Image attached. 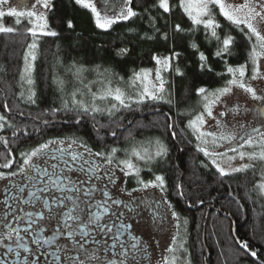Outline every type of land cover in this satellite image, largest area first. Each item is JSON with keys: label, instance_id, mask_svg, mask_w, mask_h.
Segmentation results:
<instances>
[{"label": "snow or ice", "instance_id": "snow-or-ice-1", "mask_svg": "<svg viewBox=\"0 0 264 264\" xmlns=\"http://www.w3.org/2000/svg\"><path fill=\"white\" fill-rule=\"evenodd\" d=\"M72 3L79 9L86 10L95 28L105 32L120 22H132L136 19L143 21L147 17L149 27L159 33L160 29L156 26L157 17L151 16V12L158 10L163 16L164 14L171 15L174 10L180 11L190 21L191 26L186 30L180 23H176L173 28L174 32L185 33L187 36L202 30L204 41L215 42L212 58L222 61L224 65V71L215 74L221 78L229 77L222 86L215 89L210 90L203 86L195 88L201 110L188 120L185 127L190 129L199 141L197 151L208 158L209 164L215 167L221 176L228 175L229 171L217 160V157L225 156V153L216 151L217 147L222 146L220 141L226 142L229 145L228 151L236 153L239 159L249 161L241 164L240 167L231 168V172L255 169V162L264 164V131L252 128L246 131L241 138L234 134H225L223 131L227 126L224 118L230 114L236 116L240 111L239 105L229 108L225 101V97L234 95L235 89L242 90L252 100L264 103V96L258 95L256 89L246 83L247 80H264V0H175V2L173 0H140L139 4L136 0H102V7H98L97 0H72ZM5 5H8L7 11L3 9ZM23 6L27 10L19 11L17 7L10 5V0H0V20L5 16L16 17L15 24L20 25L21 18H27L28 24L31 25L25 29L32 40L27 44L23 55L24 67L20 72L19 81L22 90L19 96L22 102L35 104L36 92L32 87L35 81L32 78V72L37 59L39 38L58 37L60 32L52 28L49 23L48 14L55 10L54 0H34L30 8H27L26 4ZM141 7L142 11L137 10ZM218 17H222L229 25L234 26L246 39L248 46L244 63L233 65L229 62L234 55L236 37L230 31H223ZM59 27L66 29L71 35L76 31L74 17L70 16L62 20ZM165 27L168 25L165 24ZM17 30L16 27L0 22V33L10 34ZM137 35L139 36V33ZM162 38L168 40V33L164 32ZM140 39L151 40L153 36L145 34L140 36ZM188 47L198 61V71L213 72L209 56L205 54V51L200 50L201 44L192 40ZM129 52L130 49L127 46L120 47L116 50L115 56L123 58L129 55ZM181 55V52L175 51L174 48L167 56L154 53L151 59L155 62V69L141 68L134 71L125 82V88L113 87L112 79L105 78L108 70L99 71L97 69V75L102 79L99 81L101 86L95 91L89 84H84L82 73L85 69L83 66L74 63L69 71H73L74 80L82 84L83 88L74 84L71 91H68L67 81L54 77L53 83L61 93L60 107H54L51 111L56 113L63 110L75 113V122L78 124L85 115L91 114L94 118L95 114L107 112L109 116H113L120 108L131 109L132 105H141L146 101H162L171 105L173 103L172 93L167 87L168 81L165 80L163 73L174 72L176 76L183 77L185 71L180 64L173 66L174 61H180ZM249 65H251L250 76L248 75ZM90 83L95 85L97 82ZM25 85L27 88L24 87ZM128 89L132 90L131 94ZM109 98L118 103H113L106 108L98 103L109 100ZM218 105L223 106V110L214 114V109ZM3 111L4 113L11 112L7 103L3 105ZM261 111L264 112V107ZM19 115L23 116L24 113L20 112ZM208 119L215 121L216 131L204 130ZM43 123L48 122L43 121ZM14 127L9 115L0 114V131ZM166 127L173 129L174 125L168 123ZM262 128H264V123H262ZM19 131L20 129L15 127L12 136L16 137ZM111 134L116 135L115 131ZM171 136L172 139L176 138L175 131L171 132ZM63 142L50 139L39 143L21 152L20 160L17 161L13 158V153L9 148V140L0 136V144L9 149L6 155L0 154L3 157L0 169L10 170L0 171V181H8L3 190L4 198L0 200V250H2L0 251V264H135L137 257L145 252V247L141 238L136 235H131L132 243L130 244L126 239L121 238L125 232L131 234L130 230L133 228L132 224L124 222L125 213L121 210L128 208V205L121 199H114L106 188L97 189L93 185H89L86 189L78 187L77 182L63 175L64 172L70 173L73 170L72 165L67 161H64L63 169H59L57 163H52L51 172L36 163L37 160L49 156L50 151L59 152L62 159L66 150L63 148L51 150L50 146ZM233 142L239 146V149L253 150L238 151L236 147H231ZM73 143L76 141L73 140L68 145L69 149ZM148 144L149 147H133L130 157L150 164L168 156L169 149L159 138L149 141ZM80 146L87 149L86 144ZM87 151L89 155L103 158L106 164H111L117 153L114 147L107 154L105 152L92 153L91 149ZM68 155L72 162L81 159L80 154L76 152H68ZM51 158L57 159L55 156ZM236 158V156H229L227 161ZM44 162L47 163V160ZM84 163L89 164L88 168L81 167L80 170L88 174L89 179L100 171L98 165L88 161ZM14 166L15 170H11ZM118 167L126 177L130 173H135L139 177L140 169L136 167L131 158L119 161ZM106 175L115 185L116 180L113 174L106 173ZM96 178L102 179L99 176ZM180 179L177 177V182L173 187L175 194L183 199L185 192L183 184L179 182ZM79 183L82 185L85 182L80 181ZM138 183L143 188L159 189L161 193L167 190V181L163 174H154V179L149 181L138 179ZM254 188L258 196L264 197V173H261L260 180ZM136 190L133 189V191ZM97 191L100 193V199L93 196V193ZM81 193H83V198H81ZM200 202L203 203V201ZM163 203L167 205L177 231L172 236L171 244L165 249V252L173 255L171 258L168 255H162L160 264H177L180 259L176 255L177 251L181 253L185 251L184 242L179 236L180 215L166 198ZM112 206H115V210ZM128 210L133 211V209ZM102 215L107 217L106 222H102ZM186 223L187 220H184V224ZM236 242L245 253L252 257L257 256L256 251L251 250L248 241L237 239ZM69 252L75 254L68 255ZM11 256L14 258L10 259Z\"/></svg>", "mask_w": 264, "mask_h": 264}, {"label": "trees", "instance_id": "trees-1", "mask_svg": "<svg viewBox=\"0 0 264 264\" xmlns=\"http://www.w3.org/2000/svg\"><path fill=\"white\" fill-rule=\"evenodd\" d=\"M139 2L140 0H136L137 4ZM54 3L55 10L48 14L49 23L60 32V36L39 38L37 59L32 72L35 81L32 86L36 92L35 104L24 103L19 96L22 90L19 81L20 72L24 67L23 55L27 44L32 40L25 29L31 25L26 19H22L21 24L16 25L15 19L8 16L0 20L5 25L18 29L10 34L0 33V113L11 114L9 116L18 128L22 127L24 121H28L26 118L28 116H36L32 121L38 122L50 116L57 121L76 120L75 113L51 111L54 107H60L61 93L53 83L54 77L67 81L68 91H71L74 84L83 88L82 84L74 80L73 71H69L72 64L83 66L84 84H89L93 91L101 86L99 81L102 78L97 75V69L108 70L105 78L112 79L113 87L125 88V82L134 71L155 68V62L151 59L154 53L167 56L173 48L181 52L180 61H174L173 66L179 63L185 75L178 77L174 72L169 73L167 87L172 93L171 105L167 103L132 105L131 109L121 108L122 111L115 112L113 116L104 112L95 114L94 118L91 114L85 115L82 119L97 124L107 123L113 128H116L114 124L125 125L128 137L134 134L135 129L140 130L141 135L137 140L143 141L142 143L153 140L156 135L169 144L170 154L166 160L158 164L157 169L165 174L168 186L173 192L177 177L181 178L179 182L183 184L184 199L189 204L188 207L177 204L178 211L187 220L186 224H182L185 236L183 239L180 238L184 242L185 251L183 253L177 251V256L180 257L179 264H190L189 260L192 264H258L243 253L237 245V239L248 241L251 250L257 253L256 260L264 264L261 260L264 258V198L258 196L254 188L261 177L259 167L221 176L201 153V156L199 155L195 139L185 132L188 120L199 112V97L195 94V88L203 86L210 90L215 89L229 78L227 76L221 78L215 74L224 71L223 62L212 58L215 42L204 41L202 30L187 36L185 33H175L173 28L176 23H180L186 30L191 26L190 21L178 10H174L171 15L163 16L158 10L151 12V16L157 17L156 26L160 29L159 33L149 27L147 17L143 21L136 19L132 22H120L105 32L96 29L91 23L90 14L75 6L72 0H54ZM137 10L142 11V7ZM70 16L74 17L76 24V31L71 35L66 29L59 27L61 21ZM218 19L223 31H230L236 37L234 55L229 62L233 65L244 63L248 46L246 39L222 17ZM165 24L168 27H165ZM164 32L168 33V40L162 38ZM145 34L153 36V39H140V36ZM192 40L201 44L200 50L209 56L213 72L198 71V61L188 47ZM124 46L130 49L129 55L123 58L116 57V50ZM93 81L97 83L91 84ZM26 86L24 87L27 88ZM128 91L131 94L132 90ZM5 103L9 105L10 113H4ZM98 103L101 106V103ZM159 108L164 109L165 113L154 114L149 118L148 114L139 115L141 112ZM20 112L24 115H19ZM126 114L127 116H123ZM169 117L174 125L172 131L176 134L174 140L171 136L172 131L166 127L170 123ZM130 122L131 125L127 127ZM84 129L86 128L82 126L68 129L60 125L56 128L55 134L77 131L80 136L89 138L90 133ZM0 135H6V129L1 131ZM198 204L202 206L201 216L198 215Z\"/></svg>", "mask_w": 264, "mask_h": 264}, {"label": "flooded vegetation", "instance_id": "flooded-vegetation-1", "mask_svg": "<svg viewBox=\"0 0 264 264\" xmlns=\"http://www.w3.org/2000/svg\"><path fill=\"white\" fill-rule=\"evenodd\" d=\"M160 111L157 114L165 113L164 109H153L148 112H141L139 115L149 114L150 112ZM11 115V114H7ZM39 116V115H38ZM151 115L147 116L148 118ZM33 117L36 116H28L26 117L28 121H24L22 127H20V131L16 133V137L12 136V132L15 131L14 128L6 129V135L4 136L9 140V148L13 153V158L17 161L20 160L19 154L21 152L27 151L30 148L38 145L39 143L46 142L50 139H57L64 141L58 145L50 146L51 150L56 148H63L66 151L63 154L62 159L61 154L56 151H50L49 156L45 157L42 160H37L36 163L40 165V167H46L48 171H52L50 165L52 163H57L59 169H63L65 167L64 161H67L69 164L72 165V171L64 172L63 175L69 176L73 182H77L78 187L88 188L89 185L95 186L97 189H104L106 188L110 195L114 199H121L124 201L125 204L128 205V208H122L121 210L124 211L125 217L124 222L130 223L133 225V228L129 232H125L122 239H126L128 243H132L131 235H136L141 238L142 244L145 247V252L137 257L135 264H156V256L157 250L161 247L160 243V235L166 228H170L171 226L175 227V221L172 220L170 212L167 209V205L163 203V200L166 198L172 205L173 208L179 213L180 215V229H179V236L181 239L185 236L182 228V224H184V220H186L183 215L178 211L177 204L181 207L186 206L188 207V202L186 199L179 198L175 192L171 191L168 183H167V190L165 193H161L159 189H154L151 187L143 188L139 183L138 179H143L144 181H149L154 179V174H165L160 172L157 169V166L162 160H166L170 154L168 152V156L159 160L158 162H152L150 164H146L144 161H138L135 157H130V150L133 145L134 147L140 148L141 144L142 147H149L148 142L142 143L143 141L137 140L138 136L141 135V131L135 129L133 132L134 134L131 137H128L126 133L127 130L124 131H117V129L125 127V125H118L114 124L116 128H113L112 125L107 123L97 124L89 120L81 119L80 123H76L75 120L72 121H65V120H54L53 117L46 118L38 122V120L32 121ZM43 121H47L48 123L45 124ZM13 122V121H12ZM112 124V123H111ZM60 125H64L65 127L72 128V127H85L84 131H88L90 133V137L87 138L85 136H80L75 131L66 132L55 134L56 128ZM16 126V125H15ZM33 126H36L33 128ZM17 127V126H16ZM39 129V131H37ZM264 131V128H260ZM74 130V129H73ZM115 131L116 135L113 136L111 133ZM1 132V131H0ZM126 134L122 136L120 134ZM155 135V134H154ZM153 135V136H154ZM159 138L162 140L166 146L168 147L169 144L165 142L160 137H155L153 140ZM75 140L76 143H73L71 148H68V145ZM197 142V140L195 139ZM81 144H86L87 149H91L92 153L95 152H105L106 154L114 147L117 149V153L115 154V159L111 164H106L103 158L96 157L94 155H89L86 148L81 147ZM146 145V146H144ZM140 146V147H139ZM180 149H182L179 146ZM169 149V148H168ZM9 149H6L3 144H0V154L6 155ZM197 150V148H196ZM68 152H76L80 154L81 159L77 162H72ZM55 156L57 159H52L51 157ZM131 158L132 162L140 169L139 177L135 173H130L129 176H124L123 172L120 171V167H118V162L124 159ZM47 160V163L44 161ZM84 161H88L89 163H94L99 166L100 171L95 173L91 179H89V175L86 174L84 171H81V167L87 169L89 164L84 163ZM3 162V157L0 156V163ZM58 169V170H59ZM151 169V171H149ZM15 170V166L13 169ZM0 171H10L8 169H0ZM106 173L113 174V177L116 180V184L113 185ZM102 177V179H97L96 177ZM166 177V176H165ZM19 179V178H16ZM80 181H84L82 185L79 183ZM8 183V181H0V200L4 198L3 190L4 186ZM123 189V191L121 190ZM133 189H137L133 191ZM131 193V195H128ZM81 198H83V193L80 194ZM93 196L97 199H100L99 191L94 192ZM181 202V204L179 203ZM111 202L109 201V204ZM113 210H115V206H112ZM197 208L199 209L198 215L201 216V204H198ZM128 209H133V211H129ZM190 209V208H189ZM26 210H29L26 208ZM94 211H98L97 209H93ZM200 218V217H199ZM107 217L102 215V222H106ZM177 231V230H176ZM60 243H64V241H60ZM161 246V247H160ZM168 247V245L164 246ZM2 251V250H0ZM68 255H74V252L67 253ZM103 255V253H101ZM158 257L162 255H166L165 250L163 249L159 251ZM14 258L11 256L10 259ZM109 258H111L109 254ZM256 258V256H255ZM264 261V258L261 259ZM189 263L192 264L191 260ZM260 264L258 261L256 262ZM159 264V263H158Z\"/></svg>", "mask_w": 264, "mask_h": 264}, {"label": "rangeland", "instance_id": "rangeland-1", "mask_svg": "<svg viewBox=\"0 0 264 264\" xmlns=\"http://www.w3.org/2000/svg\"><path fill=\"white\" fill-rule=\"evenodd\" d=\"M32 2H34V0H23V2H22V0H10V5L12 7H17V9L19 11H25L27 9L23 6V4H26L27 8H30ZM97 4H98V7H102L103 6L102 0H97ZM7 8H8V5L3 6V9L5 11H7ZM13 19H16V17H13ZM22 19L27 20V18H21V20ZM155 67H156V65H155ZM153 75H154V73H153ZM248 75L249 76L251 75V65H249ZM163 76H164L165 80L168 81L169 73L164 72ZM246 83L251 84L256 89L258 95L264 96V80H259V79L258 80H247ZM225 101H226L229 108H231L235 105L240 106V111H239L238 115L232 116L230 114L224 118V120L226 121V124H227V126L223 129L225 134H234L238 138H241V137H243V135L246 131H250L252 128L260 129L262 127V123H264V112L261 111V108L264 107V103H262L260 101L252 100L250 98V96L243 93L242 90H239V89L234 90V95L225 97ZM198 102H199V98H198ZM100 103H101V107H105V104H106V107L108 105L110 107L111 104L118 103V102L111 100V98H109V100H106V101H103ZM146 103L159 104V103H164V102H162V101L161 102L146 101L144 104H146ZM141 105H143V104H141ZM198 106H199L198 110L200 111L201 110L200 102H199ZM221 110H223V106L218 105L214 109V114L218 113ZM119 111H122V109L120 108ZM119 111H117V112H119ZM154 114H157V111L150 113V115H154ZM123 116H127V114L123 115ZM204 130L216 131L215 121L208 119V123L204 126ZM185 132L188 135L192 136L193 139H196L195 136L192 134L190 129L186 128ZM258 138L259 137H257V139ZM198 143H199V141L195 142L196 148H197ZM219 143L222 146L217 147L216 151L225 153V156L224 157H217V160H218V162L222 163V166L226 167V170L229 171L228 175L233 174V173H237V172H231V170H230L231 168L240 167L241 164L249 162L246 159L245 160L239 159V157L236 153L228 151L229 145L226 142L220 141ZM134 146L135 145H133L132 148ZM142 146L143 145L141 144V147ZM144 146H146V145H144ZM231 147H236L238 149V151L239 150H245V151H252L253 150V149H248V148L239 149V146L235 142L232 143ZM129 152H131V150ZM198 153L200 155L201 152H198ZM201 154L203 155V153H201ZM229 156H236L237 158L234 160H231V161H227V157H229ZM205 159L208 160L207 157H205ZM229 165H230V167H229ZM255 167H259L260 172L264 173V164H262L260 162H255ZM214 169H215V167H214ZM174 234H176V228L174 226H171L170 228H166L161 234H159L161 236L160 237V243H161V246H163V247L160 246L161 248L159 250H157V252H156L157 253L156 262H155L156 264H158V263L160 264V260H161V257H158V256H160L159 251L160 250L163 251V249L165 250L167 247H164V246L171 244L172 236ZM165 253L170 258L173 255L171 253H167V252H165ZM176 255H178V252L176 253ZM177 264H179V262H177Z\"/></svg>", "mask_w": 264, "mask_h": 264}, {"label": "water", "instance_id": "water-1", "mask_svg": "<svg viewBox=\"0 0 264 264\" xmlns=\"http://www.w3.org/2000/svg\"><path fill=\"white\" fill-rule=\"evenodd\" d=\"M160 111H157V113H159ZM148 115H150V114H148ZM167 115V114H166ZM168 118V117H167ZM169 121H170V123H172V121H171V119H169ZM131 125V122L128 124V126L127 127H129ZM124 130H126V127H123L122 129H119V130H117V131H124ZM170 130V132L172 131V129H169ZM174 140V139H173ZM235 227H234V223H233V229H232V234H233V236L235 235ZM238 245V244H237ZM238 247H239V245H238ZM242 250V249H241ZM243 253H245L244 251H243ZM247 256H249L252 260H254L255 261V263L257 262V260H256V258L255 257H252L250 254H248V253H245Z\"/></svg>", "mask_w": 264, "mask_h": 264}]
</instances>
